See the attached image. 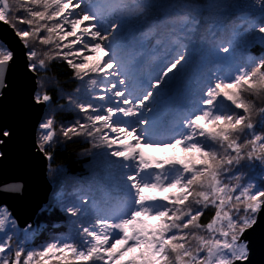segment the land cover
Segmentation results:
<instances>
[{
  "label": "snow or ice",
  "instance_id": "obj_1",
  "mask_svg": "<svg viewBox=\"0 0 264 264\" xmlns=\"http://www.w3.org/2000/svg\"><path fill=\"white\" fill-rule=\"evenodd\" d=\"M0 264H264V0H0Z\"/></svg>",
  "mask_w": 264,
  "mask_h": 264
},
{
  "label": "rangeland",
  "instance_id": "obj_2",
  "mask_svg": "<svg viewBox=\"0 0 264 264\" xmlns=\"http://www.w3.org/2000/svg\"><path fill=\"white\" fill-rule=\"evenodd\" d=\"M145 151L154 155H182L183 151L181 148L177 147L174 149H146Z\"/></svg>",
  "mask_w": 264,
  "mask_h": 264
}]
</instances>
